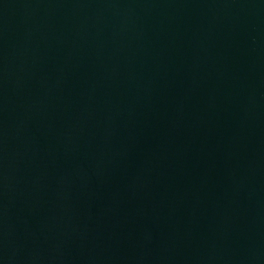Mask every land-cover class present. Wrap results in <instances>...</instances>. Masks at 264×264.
Returning a JSON list of instances; mask_svg holds the SVG:
<instances>
[{
	"label": "water",
	"instance_id": "obj_1",
	"mask_svg": "<svg viewBox=\"0 0 264 264\" xmlns=\"http://www.w3.org/2000/svg\"><path fill=\"white\" fill-rule=\"evenodd\" d=\"M0 264H264V0H0Z\"/></svg>",
	"mask_w": 264,
	"mask_h": 264
}]
</instances>
